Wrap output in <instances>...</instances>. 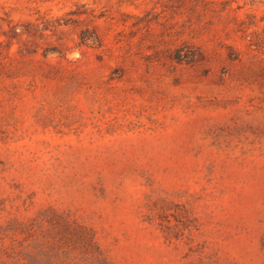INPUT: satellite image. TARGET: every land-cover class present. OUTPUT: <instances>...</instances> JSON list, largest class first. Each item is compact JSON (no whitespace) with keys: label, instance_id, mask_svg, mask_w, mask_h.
<instances>
[{"label":"rangeland","instance_id":"1","mask_svg":"<svg viewBox=\"0 0 264 264\" xmlns=\"http://www.w3.org/2000/svg\"><path fill=\"white\" fill-rule=\"evenodd\" d=\"M0 264H264V0H0Z\"/></svg>","mask_w":264,"mask_h":264},{"label":"trees","instance_id":"2","mask_svg":"<svg viewBox=\"0 0 264 264\" xmlns=\"http://www.w3.org/2000/svg\"><path fill=\"white\" fill-rule=\"evenodd\" d=\"M193 62V58H191V60H189V62L188 63H192Z\"/></svg>","mask_w":264,"mask_h":264}]
</instances>
